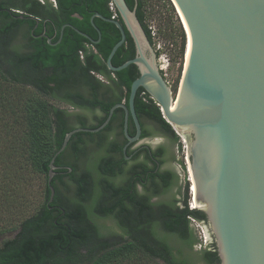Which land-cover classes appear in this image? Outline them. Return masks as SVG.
Wrapping results in <instances>:
<instances>
[{
  "label": "trees",
  "instance_id": "obj_1",
  "mask_svg": "<svg viewBox=\"0 0 264 264\" xmlns=\"http://www.w3.org/2000/svg\"><path fill=\"white\" fill-rule=\"evenodd\" d=\"M153 1L125 0L152 46L147 23ZM157 2L170 23L159 33L169 37L181 62L185 32L170 0ZM95 13L120 21L111 0H0V264H219L214 243L204 245L194 233L192 223L206 218L189 207V182L179 188V198L170 194L178 176L163 167L175 160L169 148L131 144L125 159L120 108L97 133L73 134L55 157L49 202L48 164L65 134L97 128L113 105H128L130 85L139 75L134 65L107 69L106 59L120 40L111 23L93 19L100 31L97 44L70 27L53 46L40 36L56 43L68 24L97 40L90 23ZM125 35L113 66L134 57L126 30ZM134 111L140 139L165 137L181 151L179 136L142 88ZM127 131L134 136L130 116ZM178 164L185 168L183 161ZM35 179L41 185L32 198ZM107 219L113 226L103 223Z\"/></svg>",
  "mask_w": 264,
  "mask_h": 264
},
{
  "label": "water",
  "instance_id": "obj_2",
  "mask_svg": "<svg viewBox=\"0 0 264 264\" xmlns=\"http://www.w3.org/2000/svg\"><path fill=\"white\" fill-rule=\"evenodd\" d=\"M136 1V0H135ZM185 32L184 65L175 92L158 67L157 55L125 0H111L117 20L98 13L90 18L98 34L93 40L76 28L61 27L56 43L70 27L92 44L100 40L94 18L113 24L120 40L112 47L106 66L111 72L134 65L138 77L130 85L128 105H113L97 128H76L65 134L48 164L50 182L55 157L75 133H97L110 121L115 109L124 111L126 148L143 143L134 111V98L142 88L159 106L163 119L186 140V170L193 185L191 201L206 218V229L215 245L219 264H264V0H170ZM22 18V17H21ZM125 30L135 56L120 66L111 59L124 43ZM131 117L134 136L128 135ZM71 169L69 168V171ZM191 189V188H190Z\"/></svg>",
  "mask_w": 264,
  "mask_h": 264
},
{
  "label": "rangeland",
  "instance_id": "obj_3",
  "mask_svg": "<svg viewBox=\"0 0 264 264\" xmlns=\"http://www.w3.org/2000/svg\"><path fill=\"white\" fill-rule=\"evenodd\" d=\"M154 6H153V11L151 18L148 20V28L151 31V36L153 38L154 45L152 46L155 52H159V56L157 57V63L158 67L161 70L165 81L169 84L171 87L172 91L175 92L183 71V65H184V56L180 62V59H177L175 57L176 51L174 47L170 46L168 44L169 37L167 35L162 36V31L164 32L166 27L168 28L169 26V21L167 20V15L165 14L163 8H161L160 4L157 2V0H154ZM171 2V1H170ZM172 4V3H171ZM173 6V4H172ZM174 8V6H173ZM175 11V17L178 20L179 24L182 27V23L178 17V14L174 8ZM163 28L161 31V34L159 33V29ZM183 29V27H182ZM169 30L167 29L166 32ZM184 31V30H183ZM168 34V33H167ZM55 104V103H54ZM55 105L59 107H65L63 104H58L56 103ZM180 138V143H181V151H176L175 146H171L170 142L165 138L161 136H156L153 138L149 139V142L152 144L153 147L159 146V145H165L169 148V150L172 152L173 156L175 157V160L168 161L163 167L166 169H171L173 170L177 176H178V181L177 184L174 185V187L171 189L170 194L176 196V198H179L178 190L180 187L183 186L184 181L189 182V176L187 174L186 170V155H185V148H186V140L184 139L183 136H179ZM144 144V143H143ZM136 147V146H135ZM178 161H183V164L185 165V168L183 169L181 165L178 164ZM35 182V183H34ZM33 182L32 190H33V195L32 198H34L38 191H39V186L41 185L39 180H36ZM190 186L191 183L189 182V194H190V202H189V207L191 203V193H190ZM156 200V199H154ZM4 217L0 218L1 221L3 220ZM107 226H113V222L109 219L103 222ZM192 226L194 228V233L202 240V244L208 245L211 244L212 238L209 235L205 223H201L200 225L196 223H192ZM5 237H11V235H5ZM119 239H114V241H117ZM197 250L198 247H195Z\"/></svg>",
  "mask_w": 264,
  "mask_h": 264
},
{
  "label": "flooded vegetation",
  "instance_id": "obj_4",
  "mask_svg": "<svg viewBox=\"0 0 264 264\" xmlns=\"http://www.w3.org/2000/svg\"><path fill=\"white\" fill-rule=\"evenodd\" d=\"M119 16V15H118ZM113 20H116L115 17L112 18ZM118 21V20H117ZM121 23V21H119ZM119 31V30H118ZM120 33V32H119ZM125 38H126V35H125ZM125 41V40H124ZM133 43V42H132ZM133 48H134V45H133ZM134 56H135V49H134ZM139 146V145H138ZM152 146V145H151ZM137 147V146H136ZM135 146H133L132 148H136Z\"/></svg>",
  "mask_w": 264,
  "mask_h": 264
},
{
  "label": "bare ground",
  "instance_id": "obj_5",
  "mask_svg": "<svg viewBox=\"0 0 264 264\" xmlns=\"http://www.w3.org/2000/svg\"><path fill=\"white\" fill-rule=\"evenodd\" d=\"M192 191H194V187H193V185L191 184L190 192H192ZM191 208H194V206H193V201H191Z\"/></svg>",
  "mask_w": 264,
  "mask_h": 264
},
{
  "label": "built area",
  "instance_id": "obj_6",
  "mask_svg": "<svg viewBox=\"0 0 264 264\" xmlns=\"http://www.w3.org/2000/svg\"><path fill=\"white\" fill-rule=\"evenodd\" d=\"M164 77V76H163ZM190 188H191V186H190ZM190 208H191V203H190Z\"/></svg>",
  "mask_w": 264,
  "mask_h": 264
}]
</instances>
